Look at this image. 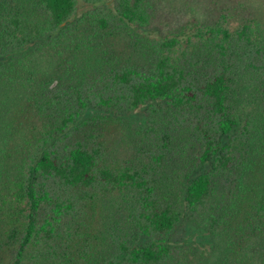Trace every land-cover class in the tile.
I'll use <instances>...</instances> for the list:
<instances>
[{
    "label": "trees",
    "instance_id": "16d2710c",
    "mask_svg": "<svg viewBox=\"0 0 264 264\" xmlns=\"http://www.w3.org/2000/svg\"><path fill=\"white\" fill-rule=\"evenodd\" d=\"M200 14L161 31L145 0H0V89L25 59L31 71L39 58L47 67L0 93L4 159L17 151L6 150L8 95L28 96L37 120L16 167L0 169V264H30L28 246L70 264H166L177 248L165 238L180 224L211 231L222 223L229 232L233 213L237 234L255 236L256 264H264V26L224 9ZM122 32L130 38L117 49ZM49 67L64 77L45 90ZM247 96L255 116L244 114ZM136 107L142 123L126 115ZM111 125L124 131L114 146ZM128 141L133 153L118 145ZM180 143L179 162L154 180L163 151ZM102 195L123 196L130 210L118 241L90 261Z\"/></svg>",
    "mask_w": 264,
    "mask_h": 264
},
{
    "label": "rangeland",
    "instance_id": "374dc122",
    "mask_svg": "<svg viewBox=\"0 0 264 264\" xmlns=\"http://www.w3.org/2000/svg\"><path fill=\"white\" fill-rule=\"evenodd\" d=\"M153 3V8L156 10V18L154 19V25L158 27V30L165 31L168 24L173 20H180L185 18H194L195 16H202L200 12L205 9L216 13L218 10H227L230 13H234V20L240 22H246L252 20L257 22V24L264 26V0H145ZM131 25V24H130ZM140 28L136 26L137 31ZM122 35L119 39L115 41V44L112 46L117 49L122 48L125 40H129V35L127 33H119ZM126 49V47H124ZM130 49V47H127ZM40 53L35 52V57ZM72 53L70 52V56ZM41 57V56H40ZM76 59L78 56L75 55ZM26 60V59H25ZM23 60V61H25ZM23 61L20 64L18 70V77L15 78L14 82H6L5 85L0 89V93H7L5 87L10 86L12 90L22 89L25 87L27 77H33L38 74L37 68H46V64L43 59L39 58L34 64L35 68L29 70L25 68ZM49 62V61H48ZM88 63L91 64V61L88 60ZM32 68V67H31ZM30 68V69H31ZM51 73L54 72L55 76L52 77L51 81L46 86L45 90H51L52 87H56L58 84L57 78L63 79L64 75L61 74V77L58 73L53 70L52 67L48 68ZM39 79V78H35ZM20 92V91H19ZM19 92L13 93V95L18 94ZM11 94V93H9ZM12 94L8 95L9 99L12 101L9 102L6 107H4L5 112H2L1 115L5 114V119L7 123L12 121L13 127H11L13 137H9V142L6 146L7 149H16L17 151L23 147H26V140L28 136H31L35 131L34 126L36 125L37 120L34 117V112L29 111L28 108L32 107L33 104H30L28 96L24 93L16 99ZM249 96L245 98L243 103V109L245 116L247 112L249 115H256V109L253 107V102L251 103ZM15 113V114H14ZM31 114L32 117H31ZM130 119H139V123H142L143 117L145 118L146 114H143L142 107H136L132 112L126 114ZM175 128V126H173ZM10 130V129H9ZM123 130L115 129L113 126H110V129L106 132V138L110 146H114L117 143L119 135L124 136ZM170 132L175 133L173 129L170 128ZM181 139V134H179ZM259 141V138H257ZM3 142L4 135L0 137V169L6 164L7 167L15 168L17 161V151L16 154L11 156L6 155V159L3 157ZM183 143L178 144V147L175 148V145H172L171 148H166L163 151V157L161 160L154 166L152 172V178L154 180L163 178V175H167L171 172L168 171V164L172 161L179 162L180 156H178L175 151L179 150V147ZM121 148L125 149L127 152H134L133 142H126L118 144ZM259 148H264V135H262L259 142ZM6 154V153H5ZM168 160V161H167ZM170 170H174L176 166L169 165ZM7 175V173H5ZM262 178V174H259ZM260 178V179H261ZM1 179V178H0ZM258 178L255 181L259 182ZM126 195V192H124ZM103 197L99 200H103L100 204H96L95 208V217L97 223H93L91 228L93 230V238L87 241L88 245L86 247L87 252L84 253L85 259L90 261L93 258L103 257V252L106 248V251L111 248L115 242L118 241L117 230L121 229L124 223L123 221L126 218V213L130 210V207L126 205L124 197L120 196L116 199H112L109 195H102ZM106 197V198H105ZM215 214L218 213L217 210H214ZM240 217V213H233L231 217V222L236 228H232L229 232H222L224 224L220 223L218 226L214 227L209 231L206 227L197 226L192 221H184L183 224H180L172 235L166 236L165 241L176 246V250L170 251L168 254V261L166 264H256V254L257 251L254 249L256 245L255 236L253 234L245 235L241 230L238 229L239 234H237V219ZM0 220H7V217L4 213L0 214ZM259 224L264 226V215L261 216ZM236 229V230H235ZM233 232H235L233 234ZM120 233V232H119ZM88 236L87 238H89ZM239 241V243H238ZM255 243V245H254ZM254 246V247H253ZM101 247L102 252L99 250ZM1 252V251H0ZM26 258L30 264L36 261H41L44 264H70L65 260L61 259L53 260V257L49 260H43L41 256L40 247L28 246L25 252ZM80 264H85L83 259L80 260Z\"/></svg>",
    "mask_w": 264,
    "mask_h": 264
}]
</instances>
